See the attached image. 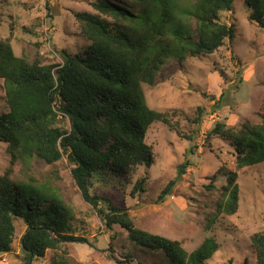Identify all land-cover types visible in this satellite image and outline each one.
I'll return each mask as SVG.
<instances>
[{"label": "trees", "instance_id": "16d2710c", "mask_svg": "<svg viewBox=\"0 0 264 264\" xmlns=\"http://www.w3.org/2000/svg\"><path fill=\"white\" fill-rule=\"evenodd\" d=\"M244 3L249 20L264 30V0ZM92 6L97 14L74 13L87 46L77 53L59 50L63 63L57 70L43 56L30 61L17 56L9 43L0 44L6 102V110L0 112V141L8 145L12 163L20 161L29 169L34 158L53 165L66 155L83 198L107 228L118 224L127 230L135 247L160 254L164 264H207L220 247L218 219L239 209L236 171L219 168L227 180L222 199L208 219L209 233L192 251L179 240L136 228L128 208L93 193L90 179L106 171L133 184V196L145 189L147 176L134 183L132 179L140 166L149 167L154 160L147 129L162 121L178 134L183 132L168 113L149 106L143 86L156 82L168 59L214 54L226 40H234L235 23L221 16L235 9V0H94ZM222 98L223 94L218 103ZM197 113V127L188 134L191 141L205 109L199 107ZM62 116L68 118L70 129L58 125ZM211 134L229 141L238 168L264 163V115L261 122H246L239 128L219 120ZM193 153L191 147L187 155ZM190 164L186 156L159 201L171 194ZM52 179L17 180L9 171L0 174V254L12 251L20 221L26 226L21 240L27 264L43 258L47 250L54 251L51 264H83L74 262L65 246L79 238L73 234V210ZM251 242L256 264H264V231L255 232ZM133 257L127 255L129 260Z\"/></svg>", "mask_w": 264, "mask_h": 264}, {"label": "rangeland", "instance_id": "374dc122", "mask_svg": "<svg viewBox=\"0 0 264 264\" xmlns=\"http://www.w3.org/2000/svg\"><path fill=\"white\" fill-rule=\"evenodd\" d=\"M94 0H0V44L9 43L17 56L30 61L37 57L55 65L63 63L59 50L77 53L88 44L82 34L75 12L97 14ZM126 4V1H121ZM244 0H235V9L222 13V20L234 22L236 36L210 55H188L184 60L170 58L158 72L156 82L144 85L149 106L168 113L178 123V134L162 121L153 122L146 133L154 160L151 166H140L133 183L147 176L145 189L131 195L133 184L120 182L104 171L91 179V191L108 197L129 210L136 228L179 240L188 251L195 249L204 237L208 219L216 214L222 199L226 176L218 173L221 166L238 173L241 194L239 209L218 219L220 247L207 264H256L251 237L264 231V163L238 168L235 150L211 130L219 120L241 127L259 123L264 115V30L248 18ZM223 98L218 103L221 95ZM205 109L203 123L194 141L188 134L196 127L198 108ZM6 110L4 81L0 78V112ZM58 125L70 129L67 117ZM194 153L189 154L190 148ZM8 145L0 141V174L26 180L54 179L65 201L72 208L71 221L78 240L66 242L69 256L83 264H164V258L135 247L128 231L116 224L112 230L82 196L72 174L73 164L65 155L55 164L34 158L29 169L20 161L11 162ZM189 157L186 173L164 201L162 190L178 175V166ZM52 179V180H53ZM12 251L0 254V264H27L21 237L26 226L16 222ZM53 250L31 264H51ZM134 254L131 260L127 255Z\"/></svg>", "mask_w": 264, "mask_h": 264}]
</instances>
